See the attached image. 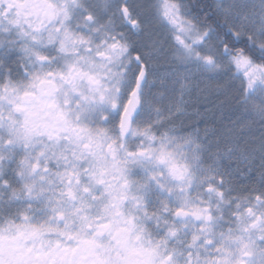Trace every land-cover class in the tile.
Returning <instances> with one entry per match:
<instances>
[{"label":"snow or ice","instance_id":"6c2138e0","mask_svg":"<svg viewBox=\"0 0 264 264\" xmlns=\"http://www.w3.org/2000/svg\"><path fill=\"white\" fill-rule=\"evenodd\" d=\"M0 264H264V0H0Z\"/></svg>","mask_w":264,"mask_h":264}]
</instances>
